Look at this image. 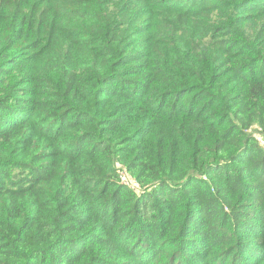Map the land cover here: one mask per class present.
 <instances>
[{"label":"trees","instance_id":"obj_1","mask_svg":"<svg viewBox=\"0 0 264 264\" xmlns=\"http://www.w3.org/2000/svg\"><path fill=\"white\" fill-rule=\"evenodd\" d=\"M258 137L264 0H0V264H264Z\"/></svg>","mask_w":264,"mask_h":264},{"label":"built area","instance_id":"obj_2","mask_svg":"<svg viewBox=\"0 0 264 264\" xmlns=\"http://www.w3.org/2000/svg\"><path fill=\"white\" fill-rule=\"evenodd\" d=\"M258 138H259L258 140H259L262 148L264 149V138H262V137H258ZM121 182L123 184L128 185L132 190L139 191L138 185L134 181H132L128 177H126L125 175H122Z\"/></svg>","mask_w":264,"mask_h":264}]
</instances>
